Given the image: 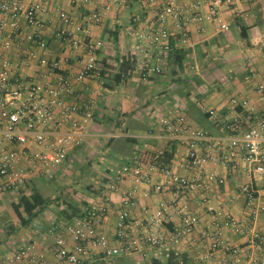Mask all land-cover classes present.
<instances>
[{
	"label": "crops",
	"instance_id": "obj_1",
	"mask_svg": "<svg viewBox=\"0 0 264 264\" xmlns=\"http://www.w3.org/2000/svg\"><path fill=\"white\" fill-rule=\"evenodd\" d=\"M106 1L110 7L102 22L91 27L92 42H102L93 51L89 50L88 44L75 46L59 38L63 27L72 30L75 36L83 37V32L75 26L84 23L83 16L95 8L93 0H46L39 14L45 23L43 37L48 43V61L66 62L63 71L72 83L68 100L78 104L93 100L95 117L87 126L88 136L84 143L66 159L71 166L81 163L79 169L73 168L74 175L80 176H76L77 185L67 181L56 193L48 194L42 191V185L47 183L40 182L35 186L34 192L40 193L46 203L34 210L30 222L16 224L13 237L7 235L2 239L0 264L5 256L32 238L47 240L42 246L51 262L67 264L53 258V247L48 239L50 228L90 208L99 196V188L114 178L122 166L139 160L150 161L157 149L166 148L167 153L172 154L167 167L180 175L198 172V168L188 163L187 146L165 137L159 124L161 118L184 115L188 125L208 131L214 138L213 144L222 142L227 146L224 121L248 115L247 112H252L253 116L256 113L264 115V95L257 91V85L264 81V0L225 3L221 16L229 24L226 30L220 28L217 19L209 18L211 0H178L184 10L182 24L169 25L172 50L160 59V74L151 72L157 53L141 35L154 19L153 6L145 0ZM58 9L65 10L73 24L64 26ZM19 21L24 26V19ZM7 32L1 35L5 36ZM29 47L35 49L38 57L27 65L20 64L16 68L18 76L40 84L48 79L52 81L51 68L39 63L42 50L34 43L19 45L15 41L2 56L16 64L22 62L23 52ZM92 55L98 62L100 74L78 82L76 74ZM234 98L245 100L247 105L235 106ZM207 107L217 110L222 120L207 115L204 109ZM207 149L205 144L197 146L199 152ZM244 155V150L239 148L234 162L228 163L225 159L204 165L217 180L209 181L207 187L186 196L184 202L201 221L181 243L151 247L145 256L142 253L124 254L110 261L115 264H196L201 256L210 253L213 264H254L264 255V251H258L251 241L255 232L264 237V174L252 170L244 161ZM61 175L64 177L63 173ZM39 177L43 176L32 179L35 181ZM218 178H223L224 182H219ZM80 181H89L88 186L81 188L85 192L75 190L81 187ZM245 184L254 189L252 201L243 190ZM133 186V182L126 179L120 190L112 193L116 207ZM69 191H74L69 197L76 194L73 200L77 204L65 201ZM172 192L173 188L158 192L150 186L138 190L136 204L130 208L131 216L143 220L164 198H171ZM56 206L62 209L60 217L49 216L52 219L47 217L48 222L35 219L42 209L46 213ZM169 213L172 218L167 227L181 226L176 210L171 208ZM25 224L31 226L30 231ZM217 227L220 234L211 235ZM104 229L112 243H117L112 221L105 222ZM215 238L220 241L213 249ZM228 247L239 248L240 252L235 253ZM110 261L96 257L95 264Z\"/></svg>",
	"mask_w": 264,
	"mask_h": 264
},
{
	"label": "built area",
	"instance_id": "obj_2",
	"mask_svg": "<svg viewBox=\"0 0 264 264\" xmlns=\"http://www.w3.org/2000/svg\"><path fill=\"white\" fill-rule=\"evenodd\" d=\"M93 1L95 8L83 16L84 23L75 26L79 32H83V37H77L72 30L63 27L59 32L61 41L75 46L88 44L90 51L102 44L101 40L92 42L91 27L102 22L110 3L106 0ZM45 2L46 0H0V193L18 190L34 176H45L65 162L70 153L84 143L88 136L87 126L95 117L93 100L82 104L68 100L72 93V83L63 71V64L66 62H49L46 57L48 43L43 37L45 23L39 16ZM145 2L153 6L155 14L150 28L141 35L157 53L151 72L160 74V59L172 50L169 25L175 23L180 26L184 10L178 0ZM231 2L232 0H211L209 18L217 19L223 30L228 29L229 24L222 19L221 8L225 3ZM58 13L64 26L73 24L71 16L65 10L58 9ZM21 18L24 19V26L20 24ZM6 32L7 36H2ZM15 41L19 45L34 43L42 50L39 63L51 68L54 75L52 81L48 79L40 84L18 76L16 68L20 64H29V61L38 56L35 49L29 47L23 52L22 62H10L2 54ZM94 74L99 75L100 68L92 55L76 74V80L84 82ZM257 91L264 95V81L257 85ZM232 103L235 106L247 105L245 100L238 98H234ZM204 109L212 119L222 120L214 108ZM247 113L248 115L223 122L228 133L227 146L222 142L213 144L214 138L208 131L188 125L184 115L161 118L159 124L165 137L186 145L188 163L199 171L183 176L172 167H161L157 161L167 152L166 148L155 150L150 161L139 160L122 166L114 178L99 188V196L90 208L70 220H61L50 228L48 239L51 240L56 262L95 264L96 257L110 260L115 256L131 253H142L145 256L151 247L181 243L201 221L199 215L193 213L184 202L186 196L198 188L207 187L209 181L217 180L213 172L205 170L207 162L220 163L225 159L228 163L234 162L238 149L242 148L244 161L255 172L264 174V115L256 113L253 116L252 112ZM203 144L209 149L197 151V146ZM231 166L234 167L235 163ZM126 179H130L135 187L116 207L112 193L119 191ZM218 181L224 182V179L218 178ZM145 186L158 192H167L173 188V192L171 198H164L156 209L147 212L146 218L140 220L131 216L130 208L136 204L138 190L143 191ZM243 190L248 200L252 201L255 197L254 189L245 184ZM171 208L176 210L182 222L181 226L173 229L166 225L172 218L169 213ZM108 221H112L113 237L117 241L115 244L104 229V224ZM219 232L217 227L211 235ZM219 241L217 238L213 240V249L219 245ZM251 241L258 251H264V237L260 233H253ZM46 242L47 240L32 238L5 256L1 264H55L48 259L43 249L42 244L45 245ZM228 249L240 252L239 248ZM196 264H213L211 254L201 256ZM254 264H264V255Z\"/></svg>",
	"mask_w": 264,
	"mask_h": 264
},
{
	"label": "rangeland",
	"instance_id": "obj_3",
	"mask_svg": "<svg viewBox=\"0 0 264 264\" xmlns=\"http://www.w3.org/2000/svg\"><path fill=\"white\" fill-rule=\"evenodd\" d=\"M80 164L81 163L77 162L75 164L73 163V166H71L67 160V161L61 163L60 165L56 166L53 170H50L47 173V175H45V176L43 175L42 178L39 177L35 181L32 179L30 182H28L27 184H25L24 186H22L18 190H15V191H12L9 193L8 192L2 193L0 195V242L7 235H10V237H13V235L16 234V232H15V229L17 226L16 224L20 223V221L17 219V217L15 215V211H14V207H13L14 202H17L19 200V198L24 194L31 195L32 193H34L35 186L40 184V182L41 183H47L46 185H42L43 186L42 191L45 194H48L50 192L56 193V190L64 187V185L67 181H72L74 184L77 185V182L75 181V179H76V176L77 177H80V176H79V174L74 175V169L75 168H76L75 170L79 169ZM62 173L64 174V177H62V175H61ZM65 177H66V180L64 179ZM81 181H80L81 187L76 188L75 189V190H77L76 192H79L78 190L84 191L81 188H84L83 186H85V187L88 186L87 183L89 181L88 182L83 181V183H81ZM72 192H74V191H69L68 195H66L65 201L71 200L72 202H74V204H77L76 201L73 200L74 196L76 195L75 193H74L73 198L69 197V195H71ZM61 202H62V200L59 201V203H61ZM61 210L62 209H59L56 206V207H51L49 210L46 211V213H44L45 211L42 209V211H40V213H38L36 215L35 219L47 220L45 222H48V219H52L49 216L60 217ZM33 217H35V216H33ZM47 217H48V219H47ZM30 218H32V216L28 217V219H30ZM26 225L27 224H25L24 226H26ZM30 227L31 226L29 225V226H26L25 228H28V230H29ZM31 234H33V232ZM110 260H107V262H109ZM106 264H115V263L110 261V263H106Z\"/></svg>",
	"mask_w": 264,
	"mask_h": 264
},
{
	"label": "trees",
	"instance_id": "obj_4",
	"mask_svg": "<svg viewBox=\"0 0 264 264\" xmlns=\"http://www.w3.org/2000/svg\"><path fill=\"white\" fill-rule=\"evenodd\" d=\"M171 155L172 154H168L166 152L162 159H159L157 162L161 164V167H167ZM45 203V198H43V196L38 192H34L31 195L24 194L19 198L17 202L13 203L15 215L19 221L28 223L30 222V219H27V217H31L34 214V210L37 207L44 205Z\"/></svg>",
	"mask_w": 264,
	"mask_h": 264
}]
</instances>
